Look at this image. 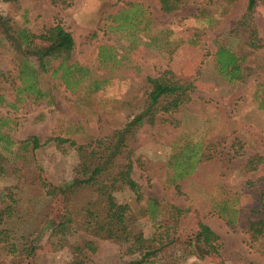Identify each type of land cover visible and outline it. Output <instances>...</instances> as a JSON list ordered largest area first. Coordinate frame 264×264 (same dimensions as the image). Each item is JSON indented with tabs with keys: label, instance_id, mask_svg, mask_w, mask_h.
Returning a JSON list of instances; mask_svg holds the SVG:
<instances>
[{
	"label": "rangeland",
	"instance_id": "1",
	"mask_svg": "<svg viewBox=\"0 0 264 264\" xmlns=\"http://www.w3.org/2000/svg\"><path fill=\"white\" fill-rule=\"evenodd\" d=\"M68 2L66 8L57 10L50 0L0 1V12L13 26L26 29L34 37L60 24L73 40L65 66L76 65L88 72L82 79L74 73L72 81L78 83L71 92L59 73L51 75L60 64V60L54 61L40 80L41 88L53 96V105L22 102L14 94L16 60L9 50L0 48V117L13 121L8 131L11 139L22 141L34 136L41 144L52 135L79 142L106 136L136 113L148 90L146 77L191 82L194 88L186 105L162 115L158 123L143 127L135 135L131 179L138 186L140 200L136 201L128 189L115 192L114 199L129 207L133 231L139 230L145 237L161 219L159 211L165 213L170 205L182 210L176 228L179 240L187 239L197 223L206 224L216 233L217 256L199 260L175 251L173 264H264V244L247 246V236L227 227L213 206L221 200L222 191L239 195V205L252 204L244 194L245 183L264 177V109H258L253 99L254 95L259 100L264 98V66L257 68L258 63L248 65L243 61L242 80L227 83L217 77L213 59L219 45L234 50L239 44L228 31L242 15L245 0H171L175 9L170 12L161 11L157 0ZM251 20L261 44L255 57L262 64L264 0L256 1ZM33 45L48 46L38 39ZM86 84L90 91L95 86L98 90L84 98ZM185 138L190 144L200 143V156L209 158L197 162L190 175L172 185L167 182V160L172 145L176 141L182 144ZM253 156L261 161L247 165V159ZM76 163L75 151L61 154L48 143L36 149L28 162L4 163L0 190L38 176L57 186L70 178ZM148 200L156 203L154 220L148 216ZM59 211V201L53 202L34 239L36 254L24 257L20 264H65L69 260L67 248L51 251L47 243L50 222L57 219ZM74 240H92L97 264L121 261L117 246L109 240L82 233H77Z\"/></svg>",
	"mask_w": 264,
	"mask_h": 264
},
{
	"label": "trees",
	"instance_id": "2",
	"mask_svg": "<svg viewBox=\"0 0 264 264\" xmlns=\"http://www.w3.org/2000/svg\"><path fill=\"white\" fill-rule=\"evenodd\" d=\"M0 1L9 4L17 0ZM170 1L157 0L160 10L173 11L175 5ZM256 1L245 0L242 15L228 31L231 39H239V44L234 46V50L225 49L221 44L213 53L215 73L227 83L242 80L243 61L248 65L258 63L257 68L264 66V61L260 64L255 57V53L261 49L251 20ZM50 5L59 10L66 8L69 2L50 0ZM34 39L48 46L33 45ZM2 47L9 50L16 60L13 67L14 80L17 82L14 92L16 100L32 104L40 101L52 106L53 96L49 90L41 88L40 80L57 60H60V64L51 71V75L59 73V79L69 91H74L75 83H78L77 80L72 81L75 72L80 74V79L84 74L88 76V72L81 67L65 66L73 40L58 23L34 37L26 29L13 26L9 17L0 12ZM144 81L148 90L136 113L106 136L97 135L82 142L59 135H52L41 144L34 136L14 141L8 132L13 121L0 117V173L7 161L28 162L36 149L48 143H52L61 154L70 151L77 154V163L70 178L57 186L41 181L40 176L37 179L34 176L0 190V264H20L24 257L36 254L38 248L34 239L41 222L48 217L51 205L56 201H59L60 211L57 219L50 222L47 243L51 251L67 248L70 257L65 264H97L96 246L92 240L76 242L74 237L77 233L113 242L121 258L118 264H173L175 251L199 260L218 255V236L204 223H197L187 239L179 240L176 237L182 210L170 205L165 213L159 211L158 214L156 203L146 201L149 218L153 219L158 214L161 219L156 222L152 234L145 237L139 230L133 231L134 220L129 207L114 199L115 192L128 189L136 201L140 200L138 186L131 179L135 135L143 127L158 123L162 115L176 112L186 105L194 88L191 82H180L163 76L146 77ZM86 85L84 98L98 90V86H95L90 91L91 88L87 89ZM91 85L94 84L91 82ZM257 98L254 95L258 109H264V98ZM6 105L13 108L11 103ZM181 142L177 144L176 141L172 145L166 164L169 171L167 182L172 185L176 180L190 175L197 162L209 158L207 156L203 159L200 156V143L190 144L187 138ZM260 161L259 156H253L247 159L246 164L257 165ZM244 194L252 199V204L239 205V195L222 191L221 200L213 205L215 212L223 218L227 227L238 229L247 236V246H263L264 177L247 181Z\"/></svg>",
	"mask_w": 264,
	"mask_h": 264
}]
</instances>
